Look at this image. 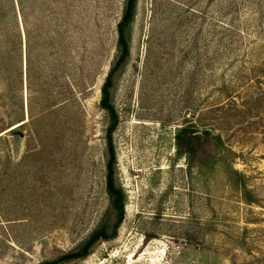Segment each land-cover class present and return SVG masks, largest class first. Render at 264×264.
<instances>
[{"label":"rangeland","instance_id":"rangeland-1","mask_svg":"<svg viewBox=\"0 0 264 264\" xmlns=\"http://www.w3.org/2000/svg\"><path fill=\"white\" fill-rule=\"evenodd\" d=\"M126 1L0 0V264L111 232L99 103ZM128 45L110 90L124 217L60 264H264V0H137Z\"/></svg>","mask_w":264,"mask_h":264},{"label":"trees","instance_id":"trees-1","mask_svg":"<svg viewBox=\"0 0 264 264\" xmlns=\"http://www.w3.org/2000/svg\"><path fill=\"white\" fill-rule=\"evenodd\" d=\"M137 0H127L125 7L123 9V13L119 22L116 25V35H117V49H118V57L110 71L108 72L105 81L101 88V97H100V107L102 110L106 111L108 114L110 124L106 132V147L108 153V160L106 163V194L109 197L111 207L115 212V223L112 226L110 234L107 233L105 228H100L91 233L88 239L83 243L77 251L72 253L63 255L62 257L50 261L45 262L43 264H60L63 262L78 260L85 258L88 254L92 246L99 240H109L115 236L116 230L121 224L124 217V194L120 188L116 187L113 180V168L115 164V152L114 146L112 142V134L116 129L118 124V117L116 111L111 103L110 98V90L113 85V78L115 75L121 70V68L126 63L129 56V45H128V37L131 24L133 22V18L135 16V8H136ZM20 23L25 28V20L23 16L21 17V11L19 10ZM19 19V18H18ZM186 134V130L182 129L179 131L178 136H183Z\"/></svg>","mask_w":264,"mask_h":264}]
</instances>
